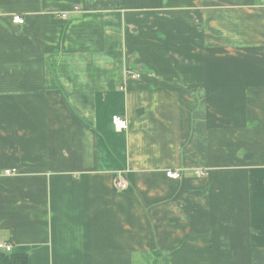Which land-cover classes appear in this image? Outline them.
<instances>
[{
    "label": "crops",
    "instance_id": "crops-1",
    "mask_svg": "<svg viewBox=\"0 0 264 264\" xmlns=\"http://www.w3.org/2000/svg\"><path fill=\"white\" fill-rule=\"evenodd\" d=\"M0 242L264 264V0H0Z\"/></svg>",
    "mask_w": 264,
    "mask_h": 264
},
{
    "label": "built area",
    "instance_id": "built-area-1",
    "mask_svg": "<svg viewBox=\"0 0 264 264\" xmlns=\"http://www.w3.org/2000/svg\"><path fill=\"white\" fill-rule=\"evenodd\" d=\"M75 11L79 12L80 8L75 7ZM57 15L61 18L67 19L69 16V12H58ZM13 21L16 23H21L23 24L25 22V18L22 17L20 14H14L13 15ZM130 77L132 78H137L140 76L139 72H133V71H128ZM112 122L114 124L115 130H125L128 126V121L125 117L122 115L116 114L112 118ZM196 175L197 176H204L208 174V170H201V169H195ZM12 171L10 169H6L5 173L10 174ZM166 174L168 177L175 179V178H181L183 176V171L182 170H166ZM117 186L120 187L121 189H126L127 188V183L123 181H118ZM13 250L12 245L9 242H0V251L3 252H11Z\"/></svg>",
    "mask_w": 264,
    "mask_h": 264
},
{
    "label": "trees",
    "instance_id": "trees-1",
    "mask_svg": "<svg viewBox=\"0 0 264 264\" xmlns=\"http://www.w3.org/2000/svg\"><path fill=\"white\" fill-rule=\"evenodd\" d=\"M27 254L0 251V264H28Z\"/></svg>",
    "mask_w": 264,
    "mask_h": 264
}]
</instances>
